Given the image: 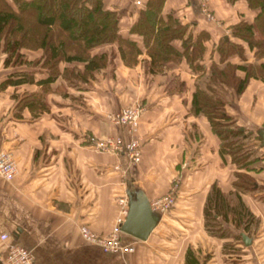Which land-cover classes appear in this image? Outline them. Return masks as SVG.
Returning a JSON list of instances; mask_svg holds the SVG:
<instances>
[{
  "label": "crops",
  "instance_id": "crops-1",
  "mask_svg": "<svg viewBox=\"0 0 264 264\" xmlns=\"http://www.w3.org/2000/svg\"><path fill=\"white\" fill-rule=\"evenodd\" d=\"M144 2L101 0L103 8L115 12L118 34L140 50L132 66L122 63L115 43L90 49L91 54L112 52V57L85 82L69 84L55 77L43 99L45 110L36 116L26 107L16 111L13 97L37 90L35 83L0 88V146L12 153L16 169L10 180L0 178V233L7 236L0 240V264H6L11 243L30 253L31 264H264V75L249 78L225 105L236 124L261 137L251 142L259 157L250 171L258 189L239 192L238 198L232 187L235 165L220 153L206 116L190 110L196 73L183 57L165 62L156 73L144 70L148 57L140 38L128 30ZM207 9L214 19L206 17ZM160 11L186 24L194 35L201 30L209 34L200 61L206 68L218 61L215 46L222 36L241 43L246 61H255L253 50L230 36L232 24L252 22L258 12L245 0H163ZM171 43L180 48L179 40ZM228 59L241 63L236 54ZM64 65L82 66L60 62V69ZM14 71L20 69L4 67L0 56V82ZM237 74L244 76L242 70ZM42 77L33 72V79ZM133 104L141 107L135 163L123 153L99 151L88 140L126 139L125 130L108 122L106 114ZM177 176L173 204L148 212L144 239L119 231V242L131 250L103 251L83 241L79 225L100 236L109 233L120 215L119 196L131 204L150 203ZM213 184L225 196V210L215 215L225 232L221 237L204 226V204ZM240 207L249 219L244 224L238 214L234 224V211Z\"/></svg>",
  "mask_w": 264,
  "mask_h": 264
},
{
  "label": "trees",
  "instance_id": "trees-1",
  "mask_svg": "<svg viewBox=\"0 0 264 264\" xmlns=\"http://www.w3.org/2000/svg\"><path fill=\"white\" fill-rule=\"evenodd\" d=\"M245 1L248 7L256 8L258 12L252 22L239 20L232 24L230 36L253 50L255 61L252 62L246 61L241 43L222 36L215 46L218 61H211L206 68L200 61L209 34L201 30L194 35L176 17L162 15L163 0H145L128 29L129 33L140 38L148 57L145 72L156 73L165 62L183 57L196 73L190 110L193 114L206 116L212 132L219 139L220 153L229 155L235 165L232 187L238 198L239 192L258 189L250 171L259 157L251 142L261 137L251 135L236 124L226 112L225 105L244 90L249 78L264 75V62H257L264 57V0ZM173 40L180 41V48L172 45ZM107 43H115L124 65L136 63L139 48L134 41L118 34L117 16L114 11L103 8L101 0H0V51L5 52L2 65L17 66L28 62L31 66L38 65L44 75L33 79L34 71L10 72L0 82V88L35 83L40 89L49 90V83L57 76L69 84L85 82L92 77L93 71L104 67L112 57V52L108 55L104 52L91 54L90 49ZM22 48L39 49L40 55L26 60L20 52ZM233 54L240 57L241 63L228 59ZM60 62H79L82 66L64 65L59 69ZM238 70H242L244 76L238 75ZM13 97L16 111L26 107L31 116H36L45 110L40 93L24 91ZM221 201H225V196L213 184L204 204V226L210 234L220 237L225 232L215 215L221 208L223 211L226 208ZM234 212V224L240 219L247 223L249 214L244 208H236ZM223 217H226L225 212Z\"/></svg>",
  "mask_w": 264,
  "mask_h": 264
},
{
  "label": "built area",
  "instance_id": "built-area-1",
  "mask_svg": "<svg viewBox=\"0 0 264 264\" xmlns=\"http://www.w3.org/2000/svg\"><path fill=\"white\" fill-rule=\"evenodd\" d=\"M205 15L209 19H214L213 14L208 9L205 11ZM140 110L141 107L138 104H133L106 114L108 122L115 126H121L125 130L127 135L126 139H122L121 137L111 138L110 136L102 139L88 137L89 142L93 143L99 151L115 152L116 154L123 153L131 163L137 162L139 159V138L135 132ZM15 172V162L12 153L0 146V178L10 180ZM178 183L179 176L174 177L167 191L148 203L150 210L152 208L160 211L167 210L173 204L174 192L177 190ZM116 200L120 207V215L115 218V223L109 233L106 236H100L89 230L87 226L79 225L78 231L83 241L96 244L103 251L131 250L130 245H123L118 240L119 225L127 209L126 199L124 196H119ZM6 237L5 233H0V240H4ZM31 260L30 253L22 246L14 243L7 245L4 256V262L6 264H31Z\"/></svg>",
  "mask_w": 264,
  "mask_h": 264
},
{
  "label": "water",
  "instance_id": "water-1",
  "mask_svg": "<svg viewBox=\"0 0 264 264\" xmlns=\"http://www.w3.org/2000/svg\"><path fill=\"white\" fill-rule=\"evenodd\" d=\"M261 137L264 139L262 133ZM259 134V135H260ZM127 209L123 221L119 225L120 231L127 233L135 238L144 239L149 230L148 212L151 211L148 203L131 204L126 199ZM245 243H248V238L241 234Z\"/></svg>",
  "mask_w": 264,
  "mask_h": 264
},
{
  "label": "rangeland",
  "instance_id": "rangeland-1",
  "mask_svg": "<svg viewBox=\"0 0 264 264\" xmlns=\"http://www.w3.org/2000/svg\"><path fill=\"white\" fill-rule=\"evenodd\" d=\"M212 13V12H211ZM213 14V13H212ZM214 16V14H213ZM28 50V49H27ZM23 51V52H22ZM26 49H21L20 52L22 53V56L26 59V60H32L33 58L35 57H38L40 55V50L39 49H36V50H33L32 52H25ZM37 51V52H35ZM37 53H39L37 56H34L36 55ZM4 54L5 52H1L0 51V56L3 58L4 57ZM30 56V58H28V56ZM9 67V66H8ZM15 68H19L20 71H34L37 76H43V73H41V71L38 69V65H35V66H31L29 65L28 62H25L24 64H20V65H17V66H10V69H15ZM58 68L60 69V66L58 65ZM40 74V75H39ZM7 75V74H6ZM47 88V87H46ZM35 92L37 93H40V97H41V101L43 102V99H44V96L45 94L47 95V89H40L39 87L37 88V90H35ZM47 97V96H46ZM44 103V102H43Z\"/></svg>",
  "mask_w": 264,
  "mask_h": 264
}]
</instances>
